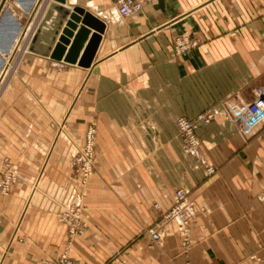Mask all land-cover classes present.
Instances as JSON below:
<instances>
[{
  "label": "crops",
  "instance_id": "0c3cea01",
  "mask_svg": "<svg viewBox=\"0 0 264 264\" xmlns=\"http://www.w3.org/2000/svg\"><path fill=\"white\" fill-rule=\"evenodd\" d=\"M49 1L0 11V172L9 161L18 173L0 193V264L61 252L75 264H264V122L233 121L264 86V0H150L129 17L113 0H66L105 23L89 67L26 51ZM179 37L196 45L178 54ZM205 111L187 154L176 121ZM89 127L83 184L74 160ZM178 189L194 218L154 239ZM69 205L83 230L73 238Z\"/></svg>",
  "mask_w": 264,
  "mask_h": 264
},
{
  "label": "built area",
  "instance_id": "2783aa9c",
  "mask_svg": "<svg viewBox=\"0 0 264 264\" xmlns=\"http://www.w3.org/2000/svg\"><path fill=\"white\" fill-rule=\"evenodd\" d=\"M117 8L118 13L123 17H129L142 10L145 3L150 0H113ZM196 45L195 42L189 41L185 37H179L175 40L174 48L178 54L184 53L190 50ZM213 118V113L210 111L201 112L193 120L180 117L176 123L179 128L180 134L184 140V151L187 154L192 153L199 144L196 128L199 123H209ZM233 121L237 124L245 125L248 128H252L262 122H264V86L257 87L255 89V98L253 101L243 107L233 118ZM94 137L95 128L89 127L85 133V144L82 147V152H79L76 157L80 158L79 161L83 164L82 171L80 173L79 181L85 184L89 177L92 175L94 164ZM80 155V156H79ZM210 173L215 170L213 167H209ZM2 185V184H1ZM159 207L157 204L155 205ZM76 207L69 205L64 211L65 219L71 223L68 229V236L73 238L76 235L82 234L83 230L78 228L76 222ZM194 205L189 199L188 192L184 189H178L174 195V202L171 207L161 212L160 220L155 224L154 231H152V237L154 239H160L159 229L168 222H176L182 227V232L186 233V229L194 218ZM65 264H74L69 258L67 252H64L62 257ZM42 264H46L43 262Z\"/></svg>",
  "mask_w": 264,
  "mask_h": 264
},
{
  "label": "water",
  "instance_id": "95a60500",
  "mask_svg": "<svg viewBox=\"0 0 264 264\" xmlns=\"http://www.w3.org/2000/svg\"><path fill=\"white\" fill-rule=\"evenodd\" d=\"M4 3L5 0L0 6V11ZM65 3L66 0H50L48 2L42 18L28 42L27 51L89 67L101 40V34L105 30V23L84 8L78 6L70 8ZM68 17L66 28H63L64 21ZM79 23L81 25L74 35V30L78 28ZM91 29H94L96 33L91 35ZM60 32H62L61 36H59ZM58 37L59 43L56 44ZM71 37L74 39L70 43ZM89 37L90 41L80 58ZM68 44L70 47L67 50L65 46Z\"/></svg>",
  "mask_w": 264,
  "mask_h": 264
},
{
  "label": "rangeland",
  "instance_id": "374dc122",
  "mask_svg": "<svg viewBox=\"0 0 264 264\" xmlns=\"http://www.w3.org/2000/svg\"><path fill=\"white\" fill-rule=\"evenodd\" d=\"M9 1H11V0H9ZM8 7H9V5H8ZM22 44L23 45L25 44L24 40H23ZM27 45L28 44H26V49H27ZM14 62H16V59ZM12 67H14V64L12 65ZM8 75H9V71L7 73L6 78L2 82V86L4 85L5 81H7V79H9ZM85 142L86 141L84 140V144H85ZM94 144H95V137H94ZM79 160H80V158L78 156L75 157L74 167H75L76 173L78 175V178L80 179L79 171H82L83 164ZM94 166H95V163L93 164L92 174L94 173V170H95ZM17 179H18V173L14 170V167L12 165H10L9 161H6L4 163V167H3L2 171L0 172V193L1 194L10 193V191L12 190V187L17 182ZM60 216H61V219L64 218L65 215H64L63 211H60ZM63 256H64V252H61L57 257L52 258V259L43 260L40 264H42L43 262H46V264H65L64 262H62Z\"/></svg>",
  "mask_w": 264,
  "mask_h": 264
},
{
  "label": "bare ground",
  "instance_id": "6f19581e",
  "mask_svg": "<svg viewBox=\"0 0 264 264\" xmlns=\"http://www.w3.org/2000/svg\"><path fill=\"white\" fill-rule=\"evenodd\" d=\"M27 44V43H26ZM25 49H26V45H25ZM26 51H27V49H26ZM79 152H82V150H79Z\"/></svg>",
  "mask_w": 264,
  "mask_h": 264
}]
</instances>
